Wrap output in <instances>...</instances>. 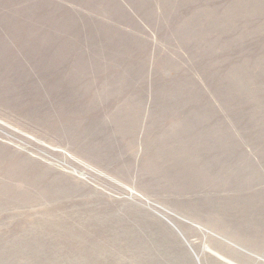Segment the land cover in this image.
<instances>
[{"label": "rangeland", "instance_id": "rangeland-1", "mask_svg": "<svg viewBox=\"0 0 264 264\" xmlns=\"http://www.w3.org/2000/svg\"><path fill=\"white\" fill-rule=\"evenodd\" d=\"M0 264H264V0H0Z\"/></svg>", "mask_w": 264, "mask_h": 264}, {"label": "trees", "instance_id": "trees-1", "mask_svg": "<svg viewBox=\"0 0 264 264\" xmlns=\"http://www.w3.org/2000/svg\"><path fill=\"white\" fill-rule=\"evenodd\" d=\"M70 50V54H73V50L76 49L77 53H75V59L77 61V59L79 58V56L82 59V68L84 70L88 69L89 67H93V70H99V64L96 63L88 65L85 63V61L82 58V51L83 52H88L91 57L93 58L94 55L92 52H90L88 49L86 48H81L79 46H69L68 47ZM170 77V76H169ZM182 77H170L167 78L166 80H164L165 82H167V86H163L161 84H153L151 86V96H152V102H154V104L152 105V108L154 111L157 110H169V109H176L178 111L179 107H184V111L186 112L187 109L191 108V103L187 101L186 99L188 97H191L197 93H199V90L196 86L192 85L191 81L189 79H187L188 83L186 82V88L182 89L181 88V84L179 80H182ZM62 86H59L58 84H54L52 83L50 86V89H54L56 91H58ZM67 89V88H65ZM16 91H24L23 88H17ZM63 94H59V96H61L59 99H62V96H67V95H72V91H69L68 89L64 92H62Z\"/></svg>", "mask_w": 264, "mask_h": 264}]
</instances>
